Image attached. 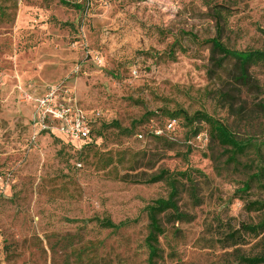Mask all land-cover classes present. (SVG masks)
<instances>
[{"label": "rangeland", "instance_id": "obj_1", "mask_svg": "<svg viewBox=\"0 0 264 264\" xmlns=\"http://www.w3.org/2000/svg\"><path fill=\"white\" fill-rule=\"evenodd\" d=\"M215 37L264 51V0H0V264H148L146 208L171 193L167 181L150 182L162 172L180 180L186 219L161 216L156 264L264 253V233L224 245L264 217L249 209L264 204V180L245 189L264 167V62L250 69L262 91L250 92L232 63L213 70ZM57 85L92 120V147L79 152L50 132L32 140L26 94ZM198 112L248 145L238 163L207 124L191 134Z\"/></svg>", "mask_w": 264, "mask_h": 264}, {"label": "trees", "instance_id": "obj_2", "mask_svg": "<svg viewBox=\"0 0 264 264\" xmlns=\"http://www.w3.org/2000/svg\"><path fill=\"white\" fill-rule=\"evenodd\" d=\"M146 1V0H136ZM66 5H70L69 2H64ZM75 7L80 8L79 5L75 4ZM216 14L220 17L219 11ZM207 44L210 45L211 49V63L213 70H223L229 63L233 64L234 73L233 79L239 83L242 87L247 88L248 91L261 93V87L258 84H254L250 69L252 66L258 65L264 62V51L263 50H247L239 51L229 48L219 38L215 37L208 39ZM228 96L226 93H222ZM178 121L177 115H172L170 121ZM188 124L191 125L192 135L197 136L204 130L203 125H208L209 137L213 141L217 142L218 145L225 148L229 154V163H238V156H242L246 153L248 145L239 140L231 129L221 121L208 116L205 113H196L193 117L187 118ZM203 123V124H202ZM58 141H67L62 137L53 134ZM95 132L90 136V139L86 144L79 149V152L92 147L96 142L94 137ZM141 135V134H140ZM159 138V137H156ZM69 142V141H68ZM179 176L186 177L188 180V173L183 172L178 174ZM167 181L171 187V193L168 198H160L156 200L152 205L146 208L148 219H149V234L146 239V246L149 251L148 264H156V260L161 258L160 254V237L165 233V228L161 216L164 215L168 218V222H178L186 219V215L180 211L178 205L179 196V183L180 180L174 175H167L166 172H162L150 179L151 183H157L160 181ZM264 180V167L258 168L257 172L253 173L248 182L245 184V189L251 188V183L254 181L260 182ZM261 209L264 210V204L260 202H254L249 205V209ZM105 228H118L120 227L114 224L111 220H106L101 223ZM264 233V217L258 224H242L239 230L233 231L225 238V247H236L246 243V236H259ZM239 264H264V253L257 254L254 256H247L240 254L238 257Z\"/></svg>", "mask_w": 264, "mask_h": 264}, {"label": "built area", "instance_id": "obj_3", "mask_svg": "<svg viewBox=\"0 0 264 264\" xmlns=\"http://www.w3.org/2000/svg\"><path fill=\"white\" fill-rule=\"evenodd\" d=\"M26 98L32 105L33 141L41 132H50L78 146V149L88 142L92 120L75 102L66 86H53L40 96L26 94ZM175 123V120L170 121L168 128L173 129ZM159 134L161 131H155V135Z\"/></svg>", "mask_w": 264, "mask_h": 264}]
</instances>
